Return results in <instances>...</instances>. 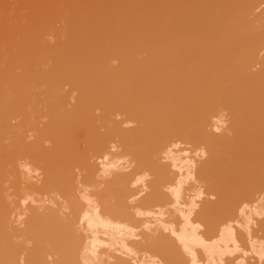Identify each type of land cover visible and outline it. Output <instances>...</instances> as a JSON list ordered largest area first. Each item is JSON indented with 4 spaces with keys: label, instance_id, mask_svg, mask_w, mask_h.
<instances>
[{
    "label": "bare ground",
    "instance_id": "bare-ground-1",
    "mask_svg": "<svg viewBox=\"0 0 264 264\" xmlns=\"http://www.w3.org/2000/svg\"><path fill=\"white\" fill-rule=\"evenodd\" d=\"M0 264H264V0H0Z\"/></svg>",
    "mask_w": 264,
    "mask_h": 264
}]
</instances>
